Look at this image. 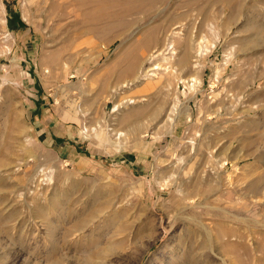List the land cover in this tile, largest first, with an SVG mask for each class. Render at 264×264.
<instances>
[{
	"label": "rangeland",
	"instance_id": "rangeland-1",
	"mask_svg": "<svg viewBox=\"0 0 264 264\" xmlns=\"http://www.w3.org/2000/svg\"><path fill=\"white\" fill-rule=\"evenodd\" d=\"M0 264H264V0H0Z\"/></svg>",
	"mask_w": 264,
	"mask_h": 264
},
{
	"label": "bare ground",
	"instance_id": "bare-ground-1",
	"mask_svg": "<svg viewBox=\"0 0 264 264\" xmlns=\"http://www.w3.org/2000/svg\"><path fill=\"white\" fill-rule=\"evenodd\" d=\"M131 103V102H130ZM119 107V106H118ZM120 137L122 136V133L119 135Z\"/></svg>",
	"mask_w": 264,
	"mask_h": 264
}]
</instances>
